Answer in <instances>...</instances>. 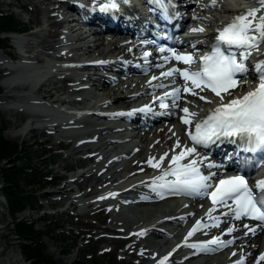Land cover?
<instances>
[{"label":"rangeland","instance_id":"1","mask_svg":"<svg viewBox=\"0 0 264 264\" xmlns=\"http://www.w3.org/2000/svg\"><path fill=\"white\" fill-rule=\"evenodd\" d=\"M31 1L36 2L37 6L40 7L39 9H43V12L39 13L36 11V9L29 3V0H0V15L6 13L9 17L2 20V22L0 20V29L6 28L8 30H19L21 27H23V29H28V26L31 27L32 30L36 31L38 27L35 26L40 24V22L38 23V20L41 19L42 21L43 18L44 21L46 19L47 11L44 12V10L47 7V1L49 0ZM22 4H24V6ZM29 22L32 23L31 26ZM46 30V32L42 33L44 38L45 35H49L48 30H51V32L55 35L59 32L56 27H50ZM4 36H14V34H0V57L3 56L7 59L6 54H11L15 51L10 47L9 40L4 41ZM22 37L26 39L24 40L23 48L27 54L34 55L36 52H39V54L41 53L38 48L32 50L33 48L30 47V44L35 43L34 39L28 41L31 36H28V34L25 33L22 34ZM1 44H5L7 46L5 47L3 45L1 47ZM100 52V50H96L91 53L99 54ZM1 76L3 77L2 72L0 71V98L5 93L21 94L23 90L31 89L25 88V86L22 87V85L11 84L9 81L6 82V79ZM8 88L13 89V91H7ZM6 108L7 107L0 105V129L3 130L2 135L4 139L9 144L15 145L18 151L10 157L9 161L11 162L14 158L22 157L24 160L23 165H36L37 173L39 175L37 177H33V175L29 173L27 176H22L18 170V172H15L14 178H16V180H12L11 183L13 187L16 188L15 192H21L26 200L19 197L21 198L19 200L25 201V206H23L21 202L19 207L11 209L8 205V197L5 198L2 195L3 191H6V188L5 190L3 188V184L6 180H9V178H5L2 170L0 171V263L5 264V257L7 253L13 252L19 258L15 264H29L28 260L24 259V255L22 253L23 250L21 248V241H24L25 239L21 240V238L18 237V224H15L16 221L22 218L33 229L32 234H42L39 239L44 250L43 255L47 256L52 264H136L132 262L134 259L133 256L128 255V258L126 259L121 257L125 254L124 248L127 246L129 241L126 242L122 240L118 243L117 239L113 237L110 238L108 236L111 233L125 234L123 231H115L113 229L107 230L109 225L121 228L123 224H128L125 228L129 226L132 228V224H129L131 223V220H128V218L126 219L120 210V201L118 199L112 197L108 202H103V205L100 206L101 211H99L98 216L96 217L97 219H93L92 214H90L95 210L92 208L95 203L87 205L86 203L81 204L77 201V203L75 202V205L71 207L70 205L68 206L69 203L67 200L70 195H83V193L87 190H90V193L84 196V199L94 198L102 192V189L107 188L109 184L112 186V184L121 179L120 177L116 178V176H120L121 173L114 172L112 175V170H108L106 167L99 169L101 164H98L95 170L92 171L86 178L81 177L84 181L77 184L70 183V187H75L76 185L78 186L82 183L83 186L80 190H77L76 187L71 189L69 192H60L57 194L52 190L57 189L59 185L65 182L66 178H70V175H74L75 171L77 173L80 169L85 167L84 162H78L80 155H82L84 151L82 150L81 152H77L78 149L80 150L81 148H76L78 141H81L83 138V134L72 133L67 129H59L58 132H55L52 136L50 133L44 132V128L43 130H25L26 128L23 127L24 125L22 126V121L24 122V119H26L27 116L37 115L38 113L34 111H10L9 108ZM87 129L93 130L94 128L90 127ZM63 138L65 140L70 139L71 143L68 147L61 149L59 145H57V142ZM43 140H46V142L41 143ZM50 146H53L52 150L49 149ZM88 146L90 147L91 145ZM60 149L62 152H59L61 151ZM93 150V147L89 148V151ZM45 152V156L39 157L40 154ZM9 161L3 160L1 168H12V164H8ZM92 162L94 163V161ZM21 164L22 163H18V166ZM98 169L100 171H98ZM58 176H61V178L56 179ZM25 177L31 179V182L28 183L26 181L27 178ZM52 180L60 181L57 182L58 184L55 187L47 186L46 184ZM41 187L43 188L39 190ZM60 187H62V185ZM12 192V190L9 191V193ZM46 193L51 194V196L44 198L43 194ZM163 201H169L167 204L166 202H161V204L165 205V207L172 206L173 204H175L174 207H181L175 199H165ZM153 205H148L146 207L135 206L132 209L133 215L139 213L141 211L140 208H149L151 212H144L145 217H148L157 209ZM21 207L22 209L20 210ZM132 217L134 218V216ZM109 218H111V220ZM184 218L185 216L182 219ZM136 220L138 219H135V221ZM142 220L143 218L139 220L140 223ZM191 220L192 219L187 216V219L181 228L190 225ZM180 229L179 233L176 232V235L178 236L180 234ZM99 235L104 236L99 238ZM86 237L89 240L88 244H85L83 241ZM151 240L152 236L148 232L145 233L144 236L139 237L140 244H145L148 247H154ZM111 246H120L118 253H116L117 260L114 257V251L116 252V249L111 252H107V249ZM95 247L99 248V251H105L101 252V255L98 253L92 256L89 255L88 251H94ZM72 256H75L76 259L71 262H67V260ZM147 259L148 256L146 255L142 259V262ZM195 260L196 258L189 259L182 256L177 261L168 264H194ZM142 262L137 263L142 264Z\"/></svg>","mask_w":264,"mask_h":264},{"label":"snow or ice","instance_id":"2","mask_svg":"<svg viewBox=\"0 0 264 264\" xmlns=\"http://www.w3.org/2000/svg\"><path fill=\"white\" fill-rule=\"evenodd\" d=\"M119 2L128 3V0H107L106 3L103 0H97L101 11L117 9ZM153 2L161 4L166 11V5L171 0H153ZM257 3L258 7L245 9L217 29L218 34L211 44V51L199 58L201 64L198 70L190 71L187 68L181 70L173 67L162 73L164 77L178 73L184 80V92L206 100V97L200 93L207 90L214 93L219 100L217 106L206 117L195 123V130L188 131L187 135L193 146L182 145L181 141L177 139L175 148L180 151L178 153L174 151L167 168L162 169L161 175L153 180V190L158 191L160 195L167 190L177 194L207 196L211 199L213 207L208 210L206 215L214 221L213 224L204 225L197 221L192 230L188 232V237L193 236L202 227L219 226V218L211 216L217 205L229 208L236 220L247 217L264 224V180L256 181L254 186H249L248 180L243 175L220 179L217 172L209 171L205 174L201 171L204 158H199L195 147L196 145L208 147L222 139H228L234 144L239 140L240 143L237 145L239 151L259 153L261 158H264V61H259L253 66L257 79L256 87L253 90L237 96H233L230 91L238 86L236 79L238 74L246 77L249 68L245 61L251 55L252 50L258 51L259 45L264 43V0H257ZM211 6L216 7L217 0H211ZM193 31L202 32L204 29L197 28ZM233 49L238 51L239 58L237 51ZM160 51L163 52L165 49L161 48ZM148 55L145 53V59ZM171 58L186 65L195 63L194 57L190 54H178L172 51ZM164 59L168 60L170 57H164ZM99 63L105 62L100 61ZM157 67H162V65H157ZM153 79H157V77H153ZM158 87H163V85H158ZM180 94L181 88L179 87L171 93L166 92L165 97H158L160 106L168 107L164 103V99L168 96H171L173 106H177L175 102L181 98ZM225 94L231 97L227 101H225ZM208 102L211 103V101ZM181 110L185 114L181 117L182 123L191 125V118L197 114L190 112L187 107ZM139 111H151V108L146 106ZM167 157L168 153H164L158 160L152 157L147 163L154 168H160ZM189 157L196 158L188 159ZM186 159L188 162L183 163ZM219 167L220 165L213 163L206 165L207 169ZM167 177L174 179L169 180L166 179ZM214 179H216V183H213ZM243 227L253 235L256 232L255 228H251L247 224ZM236 230L233 227L228 228L227 231L230 234ZM233 242L232 240H222L217 236L207 243L188 244L187 237L185 238V246L200 251H215V248H210L211 245L220 248L229 246ZM167 260L168 256H165L160 264H166ZM260 260H264V254L260 255L257 264ZM237 264H245V261L240 259Z\"/></svg>","mask_w":264,"mask_h":264},{"label":"bare ground","instance_id":"3","mask_svg":"<svg viewBox=\"0 0 264 264\" xmlns=\"http://www.w3.org/2000/svg\"><path fill=\"white\" fill-rule=\"evenodd\" d=\"M25 1H27V0H25ZM29 1H30L29 3L33 6V8L36 9V11H38L39 13L43 12V9H39L40 7L37 6L36 2L31 1V0H29ZM22 5L24 6V4H22ZM94 12L95 11L88 12L87 15H94ZM202 12L203 13H200V14H198L196 12L197 15L193 14L192 18L194 16H196V19H198V21L202 20L204 22L205 26H210L212 23L209 24V22L204 18L205 14H208V13H206V12L204 13V11H202ZM48 16L49 15L47 14L46 17L48 20L46 21L47 22L46 25L44 24L45 20L43 21V18H42V21H41V19L38 20V23L40 22V24H37V26H35V27H38V29H36V31L32 30L31 27L27 26V28L30 29L29 30L30 32L28 33V35L31 36V38L28 39V41H30L31 39L32 40L34 39V42H35L34 44H30L31 46L30 45L29 46L33 48L32 50H34L35 48H38L39 51H41V53H44L45 55L53 53L55 50V46L62 40L61 36H60V31H59L60 23L57 20L50 19ZM210 16L214 19V21L217 20V17H215L214 15L210 14ZM125 22L126 21L123 18H121L120 26L124 25ZM29 24H30V26L32 25L31 22H29ZM34 25H36V24H34ZM50 27H56L57 30L59 31L58 34L55 35L53 32H51V30H48L49 35H47V36L45 35V38H44L42 33L46 32L47 31L46 29L50 28ZM197 28H199L198 24L194 26V29H197ZM193 32H195L194 35H199L202 33H203L202 35H205L204 37H206L208 35L206 30H204L202 32H200V31H193ZM23 40H24L23 37H17L16 38V41L19 43ZM106 44H107V46H113L114 48L116 46L115 42H107ZM96 50H100L101 52L99 54L91 53V52H94ZM110 51H111V48H107L105 46L93 48L89 55L95 54L94 55L95 58H90L91 60H94L93 62H91L90 66L91 67L98 66V65H104L105 66V65L109 64V65H121L122 67L128 68V66L131 63L129 58L125 57L128 55L118 56L117 54H110ZM41 53L39 54V52H36L32 56V59L39 60L41 58ZM100 55L102 56L101 58L96 57V56H100ZM110 56H112V57H110ZM99 59H104L103 61L105 63H99L100 62ZM0 61L2 63H5L6 59L2 56V57H0ZM21 68H22V66H17V68L12 69L9 72L4 73L3 77L8 78V81H10L9 78L14 79L15 76L19 75V73L22 71ZM72 73L77 74V72H74V71ZM58 75L61 77L59 82L54 81V77H56ZM67 75H68V73L67 74L51 73L48 77H44L42 80H40L42 82L38 85V93L37 94H34L32 89L23 90V92L21 94L5 93L0 98V105L3 106V105H5L6 102L15 101V100L20 102L21 106L24 105V102H31V103L38 104V103H40L38 98H44V97L48 98V100H49V102H47V104H46L48 106L50 105V102H56V101L61 102L63 100V98L58 97L56 95L59 94L65 88H68L70 85L76 84V83H74V81H70V79L68 78ZM88 77H90V74H87L85 77L79 78L78 82H83L85 80V78H88ZM92 79L97 80V82L99 81V77H97V76L93 77ZM142 82H143L142 85L136 87V89H134L136 84L122 83V89L121 90H120L119 86L118 87H109L105 83H103L102 88H104L106 93L105 94L100 93L99 91L96 92V96L98 97V100H96L90 107H87V108L84 107L83 108L84 110L82 112H80L76 109L74 111H71V110H66L63 108L56 107L55 109L52 110L53 115L57 116L58 118L64 117V119H67V120L62 121L60 123H54V124L52 123V125H48V126L44 127V129H48V128L50 129L51 128L53 130L58 131V129L60 127L78 126L79 124H77V123L79 120L76 119V117H72V116H76V114H82L85 111L89 112L90 114L92 113L93 115H96V117L99 116V118H103V119L109 118L110 116H114L116 110L115 111L107 110V109H104V107H106V108L113 107V101L120 99V97H123V99L127 100V102H123V103H127L125 108L130 109L131 103L135 101V96L145 95L151 89V87H150L151 84L149 83L150 80L143 78ZM18 85H22V87L25 86V88H31V86H32L29 81H26L25 84H18ZM155 86H158V85L157 84L152 85V87H155ZM34 88H36V87H34ZM69 89H70V92H72L73 88L70 87ZM8 90L13 91V89H9V88L7 89V91ZM32 93H33V95H32ZM104 99H106L107 102H105L102 106L97 107L95 103L100 101V100H104ZM149 101L150 100L143 101L141 103L139 102L137 104V106H135V113H137L139 111V109L145 108L143 106L147 105V104H148L147 107L151 108L150 104L153 102H151L149 104ZM117 108H121V107L119 106ZM187 108H189L190 111H193V112H198V110H199V109L193 110L191 104H189V106ZM16 109L17 108H15V107L9 108L10 111H13V110L16 111ZM23 111H24V109H23ZM38 112L39 111H37V113ZM41 113L42 112H39L37 115L27 116L26 119L31 118L32 121H36V120L41 121L42 118H45V117L48 118L47 114H45V113L41 114ZM69 114L71 115V118H67ZM172 117H175V113H172L170 115V118H172ZM26 119H24V121ZM22 124H23V121H22ZM94 125H95V123H94ZM96 125H98L97 128L99 129L100 133L103 130H106L107 128L111 127V126H107V125H103V124H96ZM178 129H180V127H176L175 123L169 121L168 126H164L162 128H159L158 130H157V128L155 130H152L153 131V133L151 134L152 137H148L147 134H141V135H139V140L138 141L134 140L133 141L134 143L132 142L133 138H131V137H128V138H125L124 140H122L124 142L131 141V143H127V144H121V140L114 142V140L107 139L105 137L98 139L101 145H105L104 146L105 149L103 150V155L105 157V160H107V161L110 160L111 162L116 163V161L119 158H127V157H130L132 155H136V158H137L134 161V163H132V166L131 167L129 166V168H127V165H123V166L117 165V167H116L117 170L120 169V170L125 171L127 169L126 171L130 172V174H129V176H125L124 175L125 172L122 173L123 177H122L121 182L120 181L117 182L116 183L117 187H114L112 189L123 190V188L127 187V186L130 189H134V187H141V185H139V184L148 182L149 179H151L152 177H154V178L157 177L158 175L149 172V168H148L149 166L145 165L144 161L146 159H150L152 157H155L157 159L160 155H158L157 150L152 151V150L147 149L146 148L147 144L151 143L152 145H155V148L162 149V153L174 154V151L177 152V151H179V149L173 147L172 137L174 134H177ZM150 131H151V129H148V132H150ZM137 132H136V134H137ZM179 140L181 141V144L184 145V143H183L184 142V136H182L181 132H179ZM84 142H85V140H84ZM117 147H120V148L125 147V148L123 151H118ZM76 148H78V147H76ZM87 152H88V148L86 147L84 156L79 157V161H78L79 163L80 162L81 163L82 162L88 163L89 153H87ZM142 156H144V158L142 159L143 163H140L139 160H141L140 158ZM84 163H83V165H84ZM128 165H129V163H128ZM138 170H139V172H138ZM141 172H144V173H142L139 178L131 180L130 177L132 176L133 173H141ZM75 173H76V171H75ZM87 173H89V169L82 171L80 174H78V176H76V174L70 175L69 176L70 178H68V181L77 182L80 180V177H86ZM131 183H133L134 185L130 186ZM66 189H67V185L64 183L62 185V187H60L58 190H66ZM112 189H110V190H112ZM110 190H108L106 192H102L101 194L107 193ZM123 194H126V192H124V191L121 192V196H123ZM73 197H74V199H72ZM75 197H76V195L69 197L70 204H72L75 201ZM204 202H205L204 200L195 201V202L190 201L189 202V206H191L190 208H179V209H176V211H173L170 213L157 214V215L153 216L154 220H156L158 218L156 220V223L151 222L153 220H151L150 218H148V219L146 218L145 221H144V219L142 220V222L139 224V226H135V227L138 228L140 226H147V231H155V232H158L159 234L163 235V236H161V239H154L153 241H154V245L157 246L158 248L166 249V253H164V254H167V251L176 245V243L173 244L172 246L170 245V243H171L170 235L174 236V238H175L176 232L179 233V229L181 228V226L184 225V222L187 219V216H189V218L192 219L190 225L193 224L196 217L199 220L207 218L206 217L207 211L202 206ZM199 204H201V205H199ZM98 206L99 205H97V207ZM98 210H100V208H98ZM136 211H138V210H136ZM135 216H137L136 219H138V220L135 221V219H134L133 222H138L140 219L145 217L143 211H140L138 213V215H135ZM184 216H185V218L182 219ZM162 217H164V218L161 219ZM167 220L170 221L173 225L170 226L169 228H161L160 224H163V223L167 224L168 223ZM203 228H205V227H203ZM125 229L130 230V226L125 228ZM223 229H224V226H222V221H221V222H219V226L217 227V230H216V228H214L213 234L209 238H211L213 235H215L219 231H223ZM207 232L210 233L211 231H207ZM130 234H127L126 236L131 238ZM230 234H232V235L233 234H239L240 235L239 238L236 239L230 245L233 248V250H234L233 252L235 253V255H233L232 252H230V254H228V255H224L222 253V251H220L219 253L209 255L208 257H206L205 258L206 264H228L227 262L229 260H233V262L230 264H237V261L239 260V254L240 253L246 254L245 261H251V259L254 256V253L258 250V248L261 244V240L264 236L262 233H259V234L255 235L254 237H250L248 234H244L243 230H236ZM227 235H229V233H226L225 235H223V240L226 239L225 236H227ZM138 242L139 241L137 239H134L130 243V245H128L126 247V251L128 254H134L136 252L135 250H137L141 247H144V248H142L141 251H139L141 253L140 257L143 258V256L149 250L145 246H141L140 244H138ZM214 247H216V246H214ZM210 248H212V247L210 246ZM18 259L19 258L16 256V254H14L13 252H9V253H7V255L5 257V260H6L5 264H15V262ZM75 259H76V257L72 256L67 260V262H71ZM198 263L199 264L202 263V260H198ZM0 264H2V263H0ZM261 264H264V263H261Z\"/></svg>","mask_w":264,"mask_h":264},{"label":"trees","instance_id":"4","mask_svg":"<svg viewBox=\"0 0 264 264\" xmlns=\"http://www.w3.org/2000/svg\"><path fill=\"white\" fill-rule=\"evenodd\" d=\"M5 18H1L4 20ZM4 30L0 29V33ZM17 148L15 145L9 144L1 135V129H0V163L4 159H10L11 156L16 154ZM20 160V159H17ZM16 168V169H15ZM2 170L3 176L5 178H9V180H6L4 182V190L6 188V191H3L5 198L8 197L9 199V205L12 209L19 207L22 200H19L22 198L23 194L21 192H15V187H13L11 181L16 180L14 178L15 172H20L21 175H26V172L22 169H19L15 166H13L10 169H5L0 167V171ZM18 170V171H17ZM28 183L29 180L27 179ZM13 191L12 193H9V191ZM14 193V194H13ZM21 197V198H19ZM15 224H18V231H19V237L22 241V250L24 253L25 259L29 260L31 264H52L50 259L43 255L44 250L41 246L40 242V235L39 234H32V228L30 225H28L25 221H16ZM31 252V253H29Z\"/></svg>","mask_w":264,"mask_h":264}]
</instances>
